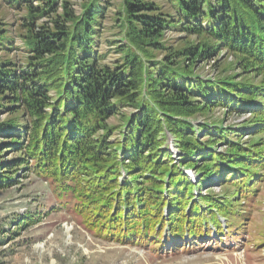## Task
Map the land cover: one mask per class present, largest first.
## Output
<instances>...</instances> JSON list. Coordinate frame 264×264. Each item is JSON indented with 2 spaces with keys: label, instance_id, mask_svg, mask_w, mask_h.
Listing matches in <instances>:
<instances>
[{
  "label": "trees",
  "instance_id": "obj_1",
  "mask_svg": "<svg viewBox=\"0 0 264 264\" xmlns=\"http://www.w3.org/2000/svg\"><path fill=\"white\" fill-rule=\"evenodd\" d=\"M6 1L21 13L27 55L22 62L0 56V187L29 172L64 184L78 175L106 182L94 217L103 236L113 225L122 231L125 219L124 238L139 243L148 230L161 238L166 231L177 248L186 221L200 232L202 208L214 203L186 213L194 184L184 163L196 166L208 155L205 142L214 139L198 133L230 141L238 129L231 125L221 135L223 128L197 115L217 108L264 113V79L252 77L264 72V0H83L80 12L72 0ZM110 9L122 38L106 39L119 54L107 62L100 46ZM5 22L0 15L1 51L13 46ZM224 49L237 58L227 75L217 70ZM208 61L219 71L213 77L199 72ZM250 153L214 155L216 170L207 173L204 165L200 183L237 176L245 170L240 164L257 160ZM111 182L117 189L110 200Z\"/></svg>",
  "mask_w": 264,
  "mask_h": 264
},
{
  "label": "rangeland",
  "instance_id": "obj_2",
  "mask_svg": "<svg viewBox=\"0 0 264 264\" xmlns=\"http://www.w3.org/2000/svg\"><path fill=\"white\" fill-rule=\"evenodd\" d=\"M72 1L80 12L83 0ZM9 5L6 0H0V15L9 25L8 35L13 39V46L10 50H0V56L6 55L22 62L27 52L20 35L21 13ZM112 11H108L104 21V38L100 46L107 62L117 59L119 54L116 44L109 45L106 39L122 38L118 36L119 28L115 26ZM169 34L172 38L178 32ZM169 43L173 44V40ZM219 57L222 59L217 70L225 71H217L212 66L214 61H208L201 65L199 72L213 77L218 72L227 75L236 71L237 58L232 52L224 49ZM252 77L259 83L264 79V72L254 73ZM197 116L198 122L208 121L218 125L217 129L223 128L221 135H227L231 125L238 129L236 134H230V141L219 138L217 134L198 133L205 141L214 139L210 144L205 142L208 155L204 160L196 157V161L199 159L196 166L184 163L185 172L194 184L192 195L187 196L190 202L184 208L186 213H192V206L199 202L214 203L202 208L207 213L204 218H198V221H203L200 232L188 229L186 221L183 229L185 239L177 248L172 246L166 231L161 238L151 235L148 230V234L144 233L143 242L139 243L124 238L123 233H128L130 223L125 219L127 226L121 221L119 224V227L123 225L122 231L113 225L109 227L111 231L103 236L104 228L94 222V217L102 202L96 201L98 191L106 186V182L94 185L75 175L71 183L64 184L65 180H62L61 184L59 180L29 172L16 184L0 187V264H264V113L230 115L217 108ZM111 122L117 124L120 119L113 117ZM240 150L252 152L250 154L257 160L250 159L240 164L245 170L237 176L227 173L226 178L217 182L200 183L199 178L203 176L200 171L204 165L208 167L204 170L207 173L209 167L216 170L214 155ZM178 156L177 153L175 157ZM108 184L106 193L111 200L112 191L117 186L115 182ZM87 185L92 186L84 188ZM140 201L131 202V206L127 203L125 208L130 211ZM139 207L143 206L140 204ZM117 210L115 213L118 214ZM120 211H124L123 205ZM155 217L149 223H153ZM177 217L182 218L181 215Z\"/></svg>",
  "mask_w": 264,
  "mask_h": 264
}]
</instances>
